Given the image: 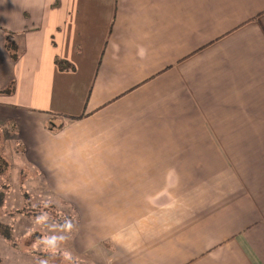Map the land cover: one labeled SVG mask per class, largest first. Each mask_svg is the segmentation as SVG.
<instances>
[{
  "label": "crops",
  "instance_id": "crops-1",
  "mask_svg": "<svg viewBox=\"0 0 264 264\" xmlns=\"http://www.w3.org/2000/svg\"><path fill=\"white\" fill-rule=\"evenodd\" d=\"M0 131L68 264H264V0H0Z\"/></svg>",
  "mask_w": 264,
  "mask_h": 264
},
{
  "label": "rangeland",
  "instance_id": "rangeland-1",
  "mask_svg": "<svg viewBox=\"0 0 264 264\" xmlns=\"http://www.w3.org/2000/svg\"><path fill=\"white\" fill-rule=\"evenodd\" d=\"M12 44L13 42H10V45ZM11 124L12 122L6 124L9 131L13 130ZM14 127V134L19 135V132H16V128L20 129L19 125ZM6 136L8 138L6 131L3 135L0 131V169L3 170L0 171V264H59L54 263V256L58 260L60 252H54L52 248L42 250L44 233L49 236L47 244L45 243L49 248L53 246L52 239L57 234L58 239L61 237L62 242L66 243L68 235L74 229V221L69 217L68 208L64 205L45 201L47 194L38 185L36 170H26L22 178L21 173L15 172L18 162L13 158L20 155V139L14 135L6 139ZM6 141L9 144H5ZM5 164H9L7 168ZM26 179L30 187L23 186ZM11 190H14L16 201H8ZM51 209L53 212L49 211ZM59 212L68 217L60 216ZM61 257L64 258L65 264H68L69 259L64 253ZM80 261L84 264V257H77V264H80Z\"/></svg>",
  "mask_w": 264,
  "mask_h": 264
},
{
  "label": "trees",
  "instance_id": "trees-1",
  "mask_svg": "<svg viewBox=\"0 0 264 264\" xmlns=\"http://www.w3.org/2000/svg\"><path fill=\"white\" fill-rule=\"evenodd\" d=\"M8 45H9V43H8ZM8 47H9V46H8ZM61 64H63V63L59 62L60 68H62V69L65 68V67H63V65L61 66ZM8 165H9V164H5L6 168L8 167ZM0 171H3V170L0 169ZM11 191H12V190H11ZM10 198H11V197H10ZM8 201H12V200L9 199ZM44 203H46V202H44ZM45 205H46V204H45ZM49 207H51V206H49ZM44 208H46V207H44ZM60 255H62V254L60 253ZM63 260H64V258H63Z\"/></svg>",
  "mask_w": 264,
  "mask_h": 264
}]
</instances>
